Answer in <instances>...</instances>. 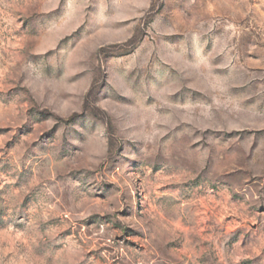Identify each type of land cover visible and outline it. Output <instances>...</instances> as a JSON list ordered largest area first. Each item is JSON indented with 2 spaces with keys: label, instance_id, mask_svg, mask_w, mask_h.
<instances>
[{
  "label": "rangeland",
  "instance_id": "374dc122",
  "mask_svg": "<svg viewBox=\"0 0 264 264\" xmlns=\"http://www.w3.org/2000/svg\"><path fill=\"white\" fill-rule=\"evenodd\" d=\"M0 264H264V0H0Z\"/></svg>",
  "mask_w": 264,
  "mask_h": 264
}]
</instances>
